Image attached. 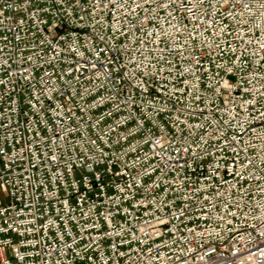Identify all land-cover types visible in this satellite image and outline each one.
Returning <instances> with one entry per match:
<instances>
[{"label":"built area","instance_id":"built-area-1","mask_svg":"<svg viewBox=\"0 0 264 264\" xmlns=\"http://www.w3.org/2000/svg\"><path fill=\"white\" fill-rule=\"evenodd\" d=\"M0 264H264V0H0Z\"/></svg>","mask_w":264,"mask_h":264}]
</instances>
